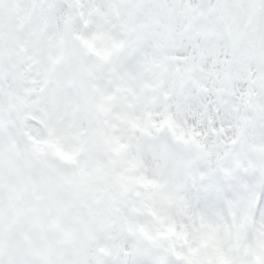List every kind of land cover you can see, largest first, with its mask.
Returning <instances> with one entry per match:
<instances>
[{
	"label": "snow or ice",
	"instance_id": "6c2138e0",
	"mask_svg": "<svg viewBox=\"0 0 264 264\" xmlns=\"http://www.w3.org/2000/svg\"><path fill=\"white\" fill-rule=\"evenodd\" d=\"M0 264H264V0H0Z\"/></svg>",
	"mask_w": 264,
	"mask_h": 264
}]
</instances>
